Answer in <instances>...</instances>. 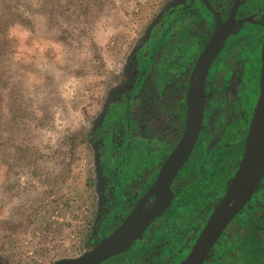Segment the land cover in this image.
Segmentation results:
<instances>
[{
	"label": "rangeland",
	"instance_id": "374dc122",
	"mask_svg": "<svg viewBox=\"0 0 264 264\" xmlns=\"http://www.w3.org/2000/svg\"><path fill=\"white\" fill-rule=\"evenodd\" d=\"M180 2L0 0V19L11 23L0 31V264H50L93 247L105 195L97 190L114 166V136L125 135L118 81L140 92ZM251 38L234 47L231 68Z\"/></svg>",
	"mask_w": 264,
	"mask_h": 264
},
{
	"label": "flooded vegetation",
	"instance_id": "af4514ba",
	"mask_svg": "<svg viewBox=\"0 0 264 264\" xmlns=\"http://www.w3.org/2000/svg\"><path fill=\"white\" fill-rule=\"evenodd\" d=\"M208 1L224 20L233 14L236 5L235 33L227 36L224 43L227 45H223L206 75L207 99L202 128L188 159L171 183L173 190L171 204L129 249L90 264H181L208 217L221 200L215 207L217 197L202 201L186 212L189 207L187 205L181 208L180 213L173 207L174 191L197 179L211 163L209 160L211 154L227 150L239 143L243 145L241 150L243 153L254 109L246 134L244 120L253 102L255 108L259 95V78L257 85L253 87L251 74L255 65L261 66L264 0ZM180 4L182 8L179 16L173 21L170 17L167 18L164 24L166 30L152 50L147 64L143 66L144 70L140 75L144 72L146 78L144 77L145 80L142 81L140 92L137 91L138 83L134 89L128 91L130 87L125 89L128 80L122 78L118 81L117 88L122 92L120 98L124 100L120 103L122 118L118 128L119 130L123 128L125 135L119 139L116 138V134L112 140L110 159L114 161L107 162L106 167L112 166L113 163L114 166L111 167L113 168L111 174L103 167L105 174L104 178L101 175V179H104V191L99 188L97 192L100 194L103 192L105 195L102 202L95 203L94 218L87 237L89 240L87 249L110 234L131 213L149 190L150 187L144 190L149 177L154 174L157 177L163 163L182 135L186 101L180 98L175 102L170 100L167 89L178 78L187 61L192 64L193 69L197 57L216 25V16L203 0H181ZM201 8L207 19H199L198 11ZM248 37H252L253 40L249 47L247 46L249 50L247 52L244 50L240 69L239 67L233 69L234 66L231 68L234 64L233 59H229L232 50ZM243 63L244 65L248 63V71L240 78ZM192 69L188 78L187 93ZM156 91L160 97L156 99L155 105V99L151 101L152 98L146 95L153 96ZM115 99L119 97H114V101L117 102ZM160 104L163 105L162 116L156 118L161 121L154 123L152 115L155 114L152 109L155 108L157 112L156 108ZM147 113L151 114L147 116ZM214 137H217V141L209 148V142ZM141 193L142 197L139 198ZM110 198L113 200H109ZM152 201L153 197L146 202L143 209H147L146 205L150 206ZM198 211L199 215L195 216ZM80 254L81 252L64 257H76ZM203 264H264V176L250 201L227 225Z\"/></svg>",
	"mask_w": 264,
	"mask_h": 264
},
{
	"label": "water",
	"instance_id": "95a60500",
	"mask_svg": "<svg viewBox=\"0 0 264 264\" xmlns=\"http://www.w3.org/2000/svg\"><path fill=\"white\" fill-rule=\"evenodd\" d=\"M216 16V25L203 50L197 57L191 72L186 97L185 123L182 135L163 163L155 181L131 213L108 235L90 249L76 257L60 258L51 264H90L97 260L117 255L129 249L142 236L147 227L171 204L173 190L171 183L188 159L200 134L206 104L205 79L209 68L223 47L227 36L235 33V8L227 19L203 0ZM238 2V0H237ZM236 2V3H237ZM264 176V40L261 46L259 73V95L255 104L248 133L244 142L242 157L235 176L226 193L208 217L204 227L192 245L189 254L181 264H203L212 248L220 239L231 220L241 213L258 189ZM153 197L147 209L146 202Z\"/></svg>",
	"mask_w": 264,
	"mask_h": 264
},
{
	"label": "trees",
	"instance_id": "16d2710c",
	"mask_svg": "<svg viewBox=\"0 0 264 264\" xmlns=\"http://www.w3.org/2000/svg\"><path fill=\"white\" fill-rule=\"evenodd\" d=\"M198 16L200 20H203L204 18L207 19V15L203 11V8L199 9ZM9 21L10 19L7 18L0 19V31L1 29L3 30L5 27L11 25V23H8ZM201 31L200 33L203 32ZM259 67H260L259 64L255 65L251 74V77L253 79V87L258 83ZM191 69H192V64L189 63V61H187L181 73L178 74L179 75L178 78H176L172 86L167 89L168 98H170V100L175 102L180 98L183 99L184 102L186 101L188 78ZM146 97L152 98L151 101L154 98L156 105V99L159 98L160 96L158 94V91H156V94H154L153 96H149L147 94ZM162 109H163V105L161 104L157 106L156 108L157 112L155 111V108L152 109L155 114V116L152 115V121H154V123L155 121L157 122L161 121V119L158 120L156 116L161 118ZM253 109H254V102L250 105L249 114L246 116L244 120L245 134L247 131L248 123L250 121V117ZM148 114L151 113H147V116ZM242 146H243L242 143H239L233 147H229L227 150H223L211 154L209 156V160L211 161V163L208 164L206 170L189 185L174 191L175 200L173 207L178 209L176 211L182 213L181 208L189 205V207L186 210L187 212L189 211L190 208L194 207L196 204L217 197V202L214 204L215 207L217 203L221 200L222 196L225 194L228 186L230 185V183L232 182L235 176L242 153L241 151ZM155 177L156 174L152 175V177H149L148 184L144 190H147V188L150 187ZM141 197H142V193L140 194L139 198ZM146 207H149V205H146Z\"/></svg>",
	"mask_w": 264,
	"mask_h": 264
}]
</instances>
